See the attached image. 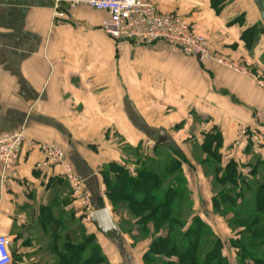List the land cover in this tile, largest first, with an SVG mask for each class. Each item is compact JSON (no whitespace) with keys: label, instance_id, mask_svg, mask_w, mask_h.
Wrapping results in <instances>:
<instances>
[{"label":"crops","instance_id":"0c3cea01","mask_svg":"<svg viewBox=\"0 0 264 264\" xmlns=\"http://www.w3.org/2000/svg\"><path fill=\"white\" fill-rule=\"evenodd\" d=\"M150 1L160 12L186 17L213 49L264 79V0ZM108 18L86 5L60 19L53 0H0V133L25 125L30 137L62 146L93 195V211L107 207L116 223L100 174L104 164L126 159L113 142L136 147L165 131L188 160L183 169L195 214L227 242L234 232L214 211L194 144L216 128L225 160L242 167L252 153L264 157V87L173 51L164 40L119 52L102 27ZM243 127L256 128L262 142L251 132L242 137ZM43 159L25 148L14 170L0 167V234L10 240L13 264H24L27 255L30 264L54 263L48 255L58 257L64 241L77 240L81 204L58 169H36ZM87 218L88 233L112 264H144V248H133L123 232L103 234Z\"/></svg>","mask_w":264,"mask_h":264},{"label":"trees","instance_id":"16d2710c","mask_svg":"<svg viewBox=\"0 0 264 264\" xmlns=\"http://www.w3.org/2000/svg\"><path fill=\"white\" fill-rule=\"evenodd\" d=\"M251 33L255 36L257 29ZM222 145V133L213 128L198 149L203 154L199 163L215 186L214 210L234 232L227 242L195 214L183 169L188 160L173 142L157 144L155 157L144 155L142 144L136 146V174L125 159L102 166L114 210L129 215L121 223L127 226L125 232L121 225L120 231L137 242L150 240L145 264H264V159L252 153L255 163L241 167L234 159H224ZM165 146L167 156L159 150ZM86 216L82 213L78 221L77 240L64 241L58 261L49 264H110L95 234L88 233Z\"/></svg>","mask_w":264,"mask_h":264},{"label":"built area","instance_id":"2783aa9c","mask_svg":"<svg viewBox=\"0 0 264 264\" xmlns=\"http://www.w3.org/2000/svg\"><path fill=\"white\" fill-rule=\"evenodd\" d=\"M56 18H65L77 6L86 5L105 10L109 18L102 24L104 31L116 42L120 52L126 44L133 46L153 44L164 40L173 51L181 52L205 63L214 61L239 73L249 75L264 87V80L249 73L239 61L225 57L211 47L210 40L193 29L191 22L175 12H160L150 0H53ZM251 132L258 144L262 136L256 128H241V136ZM155 143L148 145L150 148ZM38 149L44 159L37 162L36 169H58L57 174L68 180L73 196L83 207L93 211L91 193L84 179L72 166L65 149L57 143L39 141L27 134L25 125L0 133V167L12 171L17 166L23 149ZM13 252L8 236L0 234V264H13Z\"/></svg>","mask_w":264,"mask_h":264},{"label":"rangeland","instance_id":"374dc122","mask_svg":"<svg viewBox=\"0 0 264 264\" xmlns=\"http://www.w3.org/2000/svg\"><path fill=\"white\" fill-rule=\"evenodd\" d=\"M242 65H244L247 69H248V71H249V73L250 74H252V75H255L249 68H248V66L244 63V62H242V61H239ZM255 76H257V75H255ZM258 77V76H257ZM260 78V77H259ZM262 80H264L263 78H261ZM262 138V137H261ZM263 140V139H262ZM154 142L155 144L153 145V147L152 148H150V146L148 145V143L150 144V142ZM113 143H116L117 145H120L121 147H123V149H124V151L127 153L126 154V165L127 166H129V168H130V171L133 173V174H136V170H135V168H137L138 167V164H137V162H136V160H137V152L135 151V150H133V149H135V147L134 146H131L129 143H127V142H124V141H115V142H113ZM143 144H142V153L144 154V155H146V156H148V157H155V146L157 145V143H156V140H146L145 142H142ZM172 143V142H171ZM163 144H166V145H169L170 144V142H168L167 140H165V142L163 143ZM162 144V145H163ZM200 144V142H196L195 144H194V156H195V159H196V162L198 163V164H200L199 163V160H200V158L201 157H203V154H202V152L198 149L199 148V145ZM160 150V152L161 153H164L165 154V156H167L168 155V152H167V147L165 146V147H163L162 149H159ZM261 156V155H260ZM68 157H69V160H70V162H71V164H72V166L74 167V165H73V163H72V160H71V157H70V155L68 154ZM262 157V159H264V157L263 156H261ZM253 163H255V159H251L250 161H249V166H246V168L247 167H250V165L251 164H253ZM141 165V163H139V166ZM102 169V168H101ZM100 174H101V170H100ZM206 174V173H205ZM101 177H102V180H103V176H102V174H101ZM206 177H208L209 179H210V181H211V191H212V193H213V195H214V191H215V189H214V183H213V180H212V177L211 176H209V175H207L206 174ZM188 181V180H187ZM103 185H104V187L102 188V194L103 195H105L106 197H107V199H108V201H109V206L111 207V210L113 211V213H114V215H115V218H116V224L118 225V227L120 228V225H121V223L123 222V221H125L126 219H127V217L129 216L128 215V213L127 212H123V214H122V212L121 211H115L114 210V206L111 204V202H110V200H109V198H108V196H107V194H106V184H105V182H104V180H103ZM70 184V183H69ZM70 188H71V192L73 193V191H72V187H71V185H70ZM88 188V187H87ZM89 190V189H88ZM189 190H190V188H189ZM90 191V190H89ZM191 191V190H190ZM90 193H91V191H90ZM92 198H93V195H92V193H91V200H92ZM191 198H192V193H191ZM81 206V210L83 211V213H86L87 214V216H86V218L84 219V221H88V218L87 217H89V213H90V211L87 209V208H85V207H83V205H80ZM92 207H94L93 206V203H92ZM193 210H194V204H193ZM215 211V210H214ZM194 212H195V210H194ZM215 213L217 214V215H219L221 218H223V220H224V223L226 224V226L229 228V230L230 231H232L233 232V230L230 228V226H229V224L227 223V219L224 217V216H222L221 214H218L216 211H215ZM232 216V213H229L228 214V216H227V218L228 217H231ZM121 227H122V231L123 232H125V228H127V226L125 225H121ZM134 227H136V226H134ZM122 231H120V232H122ZM6 234H8V233H6ZM124 234H126L127 235V238H129L131 241V246L133 247V248H136V247H139V248H144L145 250H144V253H145V251L148 249V246H149V243H150V240H148V241H139V242H137V241H135V239H133L128 233H124ZM221 237V236H220ZM144 253H143V255H144ZM53 258H55V260H57L58 259V257H56V255L54 254V256L51 258L50 257V255H48V259H47V261H50V260H52ZM30 260H31V257H30V255H27L26 257H25V261H24V264H30L29 262H30ZM21 261V260H20ZM42 261H44V259H42ZM110 261V260H109ZM143 262H144V260H143ZM45 263V262H44ZM110 264H112L111 262H110ZM145 264V263H144Z\"/></svg>","mask_w":264,"mask_h":264},{"label":"water","instance_id":"95a60500","mask_svg":"<svg viewBox=\"0 0 264 264\" xmlns=\"http://www.w3.org/2000/svg\"><path fill=\"white\" fill-rule=\"evenodd\" d=\"M167 138L165 131H162L156 140L157 144H163ZM89 219L96 225L99 231L105 235L120 234L118 225L114 222L112 213L107 207L92 211Z\"/></svg>","mask_w":264,"mask_h":264}]
</instances>
